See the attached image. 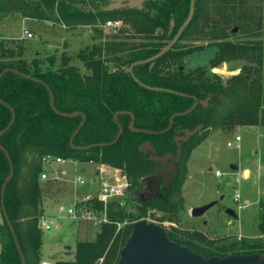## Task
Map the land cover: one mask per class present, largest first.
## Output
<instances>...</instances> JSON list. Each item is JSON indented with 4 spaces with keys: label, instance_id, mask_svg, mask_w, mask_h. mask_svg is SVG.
I'll return each mask as SVG.
<instances>
[{
    "label": "trees",
    "instance_id": "trees-1",
    "mask_svg": "<svg viewBox=\"0 0 264 264\" xmlns=\"http://www.w3.org/2000/svg\"><path fill=\"white\" fill-rule=\"evenodd\" d=\"M104 1L0 0V19L10 14L35 22L61 23L70 29L87 26L95 29L94 39L98 40L102 35L99 25L122 21L125 27L118 26L115 30L125 28L129 33L128 40L113 35L104 43L98 41L79 50L74 58L83 66V73L64 55L58 61L51 54L47 64L36 56L28 61L22 57L26 49L18 45V40L7 42L0 38V132L10 123L12 112L14 114L13 123L0 136V145L13 168L2 197L13 233L2 215L0 264H21L19 251L24 264H40L42 229L39 223L45 217L39 185L43 157L116 169L125 179L127 188L133 191L143 180L159 175L160 163L152 157L161 158L167 153L176 156L174 137L183 135L185 129L194 132L180 143L181 153L174 164L173 180L161 189L160 195L139 200L138 206H132L133 210H126L117 198L112 200L106 206L108 222L99 225L94 241L76 242L73 260L55 264H116L118 251L131 232L132 223L147 219L148 211L149 215L151 212L160 214L158 221L161 222L153 220L152 223L162 227V222L170 223V230L165 231L171 241L204 258L264 255V246L257 242L228 240L227 237L207 240L197 231L181 228L179 203L172 199L182 185L183 168L180 166L210 131L264 126L262 43L256 42L253 48L249 41L234 43L227 39L228 30L233 26L241 25L247 30L250 9L259 12L257 5L264 0H194V14L177 41L154 61L132 67L131 74L125 71L126 67L149 59L171 40L188 15L189 0L155 4L152 8L156 7V12L152 15L130 9L102 11L99 5ZM250 19L253 25L249 29L258 31L264 27L260 15L255 14ZM170 21L173 28L172 35L168 36ZM204 25H218L222 33L210 67L242 61L240 73L223 80L217 74H208L204 67H185L187 55L202 49H185L187 36L195 30L193 39H200ZM156 29L160 30L157 35L154 34ZM212 35L216 36L214 29ZM137 39L142 42L137 43ZM46 86L51 91L56 111L84 115V123L71 144L70 138L82 117L55 113ZM194 101L198 104L187 114L174 116L167 130L171 116L187 112ZM203 101H206L205 106L201 104ZM130 114L135 131L128 128ZM119 127L121 134L116 139ZM144 143L150 144L152 152L141 151ZM8 173L9 161L0 150V190ZM94 204L97 210L102 209L101 203ZM258 207V230L264 234V198Z\"/></svg>",
    "mask_w": 264,
    "mask_h": 264
},
{
    "label": "rangeland",
    "instance_id": "rangeland-1",
    "mask_svg": "<svg viewBox=\"0 0 264 264\" xmlns=\"http://www.w3.org/2000/svg\"><path fill=\"white\" fill-rule=\"evenodd\" d=\"M263 6L264 3L261 1V9ZM47 23L8 14L0 19V38L7 42L18 40L20 43L18 45H22L26 49L25 55L22 57L28 61L36 56L43 64H47V59L51 54H54L58 61L64 55L70 58V64L77 67L81 73L85 72L81 63L74 56L79 50L88 48L93 43L90 29L87 26L74 29L65 26L61 28L58 26L59 23L51 26ZM23 28L32 33V38L24 39L22 37ZM262 29L263 38L264 27ZM212 55L213 51L207 50L191 58H185V67L204 65L208 74H217L225 80L237 75L238 69L243 65L239 62L221 63L212 70L207 66V60ZM236 136L240 137V141L235 142ZM228 142L232 145L227 146ZM80 165L82 173L87 180H90L91 190L98 191L100 189L98 173L91 174L94 171V166L92 168L88 163ZM180 167L183 168L182 185L178 193L172 195V199L178 200L179 203L177 207L179 208V226L181 228L197 231L207 240L227 237L228 240L244 239L264 246V234L258 230V205L264 198L262 193L264 189V126H239L231 131H210L207 137L191 151L186 162ZM42 168L43 172L48 174V178L40 180L39 185L42 189L43 212L50 214L48 215L50 216V228L41 230L40 263L46 261L55 264L56 262L72 261L76 242L94 241L99 226L86 221L73 222L57 210L58 205L68 207L71 204L69 195L72 196L73 193V186L70 182L74 176L73 166L68 163L52 167L42 164ZM61 168L67 171L66 182L53 180V172ZM244 170H248V175L244 176ZM118 175L121 176L119 171ZM157 177L143 180L140 187L133 191H130L126 186L122 195L112 200H119L126 210H133L130 206H138L139 200L159 194L156 189L159 182ZM162 177L167 179L166 172ZM60 187H64L65 195L69 198L59 202L58 189L62 192ZM235 194L240 196V202L245 205L243 209H237L236 203L233 201ZM212 201H217V203L201 217H191L190 210L192 208L203 206ZM48 204L50 208H48ZM129 204L131 205L129 206ZM227 208L233 209L237 218L227 216L225 214ZM149 214L148 211L146 216H148L149 223H152L153 220L161 222L158 221L159 213L152 214L151 212V215ZM162 224H164L165 230H170V223L164 221ZM1 225L2 214L0 213Z\"/></svg>",
    "mask_w": 264,
    "mask_h": 264
},
{
    "label": "water",
    "instance_id": "water-1",
    "mask_svg": "<svg viewBox=\"0 0 264 264\" xmlns=\"http://www.w3.org/2000/svg\"><path fill=\"white\" fill-rule=\"evenodd\" d=\"M108 1L111 3V5L109 6V9L119 7L118 5L123 1L127 2L126 5L128 8L139 7L140 3L142 2V0H108ZM193 1L194 0H190L188 15L185 21L183 22V24L177 30L172 40L166 46H164L157 54L150 57L149 59L132 63L127 68L128 73L131 74L132 67L138 64L154 61L155 59L159 58L166 51L170 49V47L177 41L179 35L182 33L184 28L187 26V24L189 23L193 15ZM171 24L173 23L171 22ZM14 73H18V72L14 71ZM134 80L137 83H139L136 79ZM46 89L50 96V106L55 113L63 115V116H70V117H76L78 115H81L82 117L81 123L79 124L78 128L74 131L73 135L70 138L69 142L71 144L72 138L74 137L78 129L84 123V115L79 114V113L64 114V113H59L58 111H56L53 107V99H52L51 91L49 90L47 86H46ZM197 104L198 102L194 101L193 105L187 112L183 114L177 113L171 116L168 122L167 130L171 127L172 119L174 116L187 114ZM201 104L202 106H205L206 101L201 102ZM116 116L117 114L114 115V119H116ZM130 117H131V121L129 123L128 128L131 131H135L133 128L134 118L131 114H130ZM13 121H14V114L12 112L11 121L8 124V126L2 132H0V136L11 126ZM193 132L194 131H189L185 129V130H182L183 135L176 136L174 138V141L176 144V156L175 157L173 156V154L167 153L161 158L152 157V160L159 162V163L166 162L168 159L173 162H177L180 158V153H181L180 143L186 141L193 134ZM120 134H121V128L119 127L116 139L119 137ZM0 150H2V152L4 153V155L7 157L9 161V173H8L7 178L4 180L1 186V190H0V198H1L0 210L2 212L3 217L6 220L7 226L13 233L11 223L7 219V216H6L3 204H2L4 188H5L6 183L12 178L13 168H12V164H11V161L9 160V156L7 152L1 147V145H0ZM141 151L152 152V148L149 143H144L143 146L141 147ZM247 174H248V170H244V176H246ZM119 184H125V179L121 178L119 180ZM216 203L217 201H212L203 206L192 208L190 210L191 217H194V218L201 217L208 209L213 207ZM225 214L231 218H237L236 212L231 208L225 209ZM15 243L17 245L16 241ZM118 255H119V258L116 264H264V255H261L259 253L248 254V255L234 254V255H228L225 257L212 256V257L204 258L200 256L199 254L193 252L189 248L185 246H181L178 243L171 241L168 238L165 229L161 225H158L155 223H149L144 219H140L132 223L131 232L129 236L127 237L124 245L119 249ZM19 257H20L21 264H24V258L20 251H19Z\"/></svg>",
    "mask_w": 264,
    "mask_h": 264
},
{
    "label": "built area",
    "instance_id": "built-area-1",
    "mask_svg": "<svg viewBox=\"0 0 264 264\" xmlns=\"http://www.w3.org/2000/svg\"><path fill=\"white\" fill-rule=\"evenodd\" d=\"M119 22H111L107 21L104 24H102V28H108V27H118ZM48 25H53L56 23L48 22ZM58 26L61 28H64V25L59 23ZM22 37L24 39H30L32 38V33L26 29L23 28L22 30ZM235 142L240 141V137L236 136ZM232 144L230 142L227 143V146H231ZM42 163L45 166L52 167L56 165L61 164H71L73 166L74 176L73 179L70 181L73 186V195L71 199V204L68 207H64L63 205L58 206V212L61 214H65L67 219L73 221V222H79V221H86V222H92L96 225H101L103 223H107V216H106V206L113 198H116L118 196L122 195V192L124 188L126 187L127 183L125 181V184H119V180L122 178L118 175V171L107 167V166H95L92 163H88L89 166H94L92 171L95 174L98 173V177L100 179V189L98 191L91 190V186L89 181L86 179V176L81 171V168H79L81 163L73 161V160H64L60 157H52V156H45L42 159ZM97 171V172H95ZM53 180H60L61 176V170L54 171L53 172ZM219 175V173H217ZM48 174L46 172H42L40 174V180H47ZM107 179V180H105ZM264 191V189H263ZM233 201L236 203V207L238 210L243 209L245 205H243L240 202V196L238 194H235ZM95 202L102 204V209L97 210L95 206ZM147 222H150L148 219H145ZM40 228L43 230H47L50 228V218L44 217L41 219ZM40 264H49L46 262H41Z\"/></svg>",
    "mask_w": 264,
    "mask_h": 264
},
{
    "label": "flooded vegetation",
    "instance_id": "flooded-vegetation-1",
    "mask_svg": "<svg viewBox=\"0 0 264 264\" xmlns=\"http://www.w3.org/2000/svg\"><path fill=\"white\" fill-rule=\"evenodd\" d=\"M164 1H166V0H142V2L140 3L139 7H135V8H128L127 5H126L127 2L126 1L124 2L123 1V2H121L118 5L119 7L113 8V9H109V6L111 5V3L108 0H105L99 6H100V9L102 11H114V10L120 11V10L130 9V10H136V11L140 12L142 15H146V14L152 15V14H154L156 12L155 11L156 7H153L152 8V6L155 5V4H160L161 2H164ZM189 5H190V0H189ZM251 5L253 7L255 6L254 3H252ZM257 6H259L258 7V11L259 12H257V11L255 12L254 11V8H253V10L250 9V14H249V17H248V20H247V25H248L247 30H245L244 27L241 28V25H240V27L233 26V28H230L228 30V37H227V39L229 41L234 42V43H244L245 41H249L250 42V47H253V48L255 47L256 42H261L262 43L261 44V47H263V49H264V37L262 38V33H263V29L262 28L263 27H261V29L258 30V31H257V29L252 28V27L249 29V27L253 25L252 23H250V21H251L250 18L251 17H254L255 14L260 15L261 16V19H264V6H263L262 9L260 7V4H258ZM236 8H237V11H239L238 4L236 5ZM188 11H189V7H188ZM93 14H96V10L93 11ZM193 14H194V1H193ZM254 19L255 18H253L252 20H254ZM171 22L173 23V21H170L169 22V28H168V31L166 33V35H168V36L172 35L173 24H171ZM118 24L121 27H125V25L123 24L122 21H120ZM98 28H100V30L102 31L101 39H99V40L98 39H94V34H95L94 31H95V29L94 28L93 29L92 28L90 29V31H91V37H92V40H93V44L96 43V42H98V41L99 42L101 41L102 43H104L105 41L109 40V38H111L113 35H118L119 37H126V38L129 35V33L127 31H124L125 28H123V29L121 28L119 30H115L117 27H115V28H113V27L102 28V25H99ZM213 29L216 32V36L212 35L213 34ZM241 29H243L246 32H244ZM233 30H235V31H233ZM159 31H160L159 29H156L154 34L157 35ZM176 32L172 35V38L175 36ZM193 33L195 34V30H191L189 32V34L187 36L188 39L185 42V45H186L185 46V49L199 48V47L202 48V49H200L198 51H195V52L187 55L186 58L188 59V58H191L192 56H194L196 54H199L201 52L204 53L207 50H212L213 51V55H212V57H210L207 60L208 61V65L207 66L210 67L209 62H210V60H212L215 57L216 52L218 50L217 49V46H216V43H220L222 41V38H221L222 33H220V28H219L218 25H217V27L216 26L215 27H212V26H209V25L208 26L207 25H204L203 28H202V32H201L202 35H201V38L200 39H193V37H192L193 36ZM172 38H171V40H172ZM127 40H128V38H127ZM141 42H142L141 39H137V43H141ZM198 43H200V44H198ZM235 62H239V63H242L243 64L242 61H235ZM222 63L226 64L225 62H222ZM218 65H216V66H218ZM197 66L204 67V65H197ZM197 66H193V67H197ZM216 66L210 67V68L213 70V69H216ZM127 68L128 67L125 68V71L126 72H127ZM240 70L241 69L239 68L238 69V73H240ZM174 164H175V162H173V161H171L169 159L166 162H160V173H159V176L157 177V179L159 180V182H158V186L156 187V189L159 191V194H157L155 196H159L161 189L167 187L172 182L173 175H174ZM164 172H166V178L167 179H164L162 177V175H163ZM262 193L264 194V191ZM155 196H152V197H155ZM130 207H132V205Z\"/></svg>",
    "mask_w": 264,
    "mask_h": 264
},
{
    "label": "crops",
    "instance_id": "crops-1",
    "mask_svg": "<svg viewBox=\"0 0 264 264\" xmlns=\"http://www.w3.org/2000/svg\"><path fill=\"white\" fill-rule=\"evenodd\" d=\"M65 164V163H64ZM61 165H63V164H61ZM61 165H58V166H61ZM59 170H61V174L63 175V176H61V181L62 182H66V175H67V171L65 170V169H59ZM63 186V185H62ZM61 188V190H62V192L61 191H59V189H58V194H59V196H58V201L60 202V201H65V198H69V196L71 197V199H72V196H71V194L69 195V196H66L65 195V189H64V187H60ZM60 192V193H59ZM71 192H72V190H71ZM72 195H73V193H72ZM245 202H247V201H245ZM59 204H61V203H59ZM58 206H60V205H58ZM48 208H50V205L48 204ZM0 213H1V210H0ZM48 215H50V214H48V213H46L45 212V216L46 217H48V218H50V216H48ZM44 262H46V261H44ZM46 263H49V264H51V262H46Z\"/></svg>",
    "mask_w": 264,
    "mask_h": 264
},
{
    "label": "bare ground",
    "instance_id": "bare-ground-1",
    "mask_svg": "<svg viewBox=\"0 0 264 264\" xmlns=\"http://www.w3.org/2000/svg\"><path fill=\"white\" fill-rule=\"evenodd\" d=\"M248 175V174H247Z\"/></svg>",
    "mask_w": 264,
    "mask_h": 264
}]
</instances>
